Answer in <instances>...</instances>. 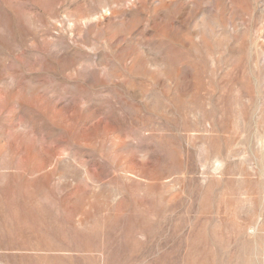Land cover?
<instances>
[{
    "label": "rangeland",
    "instance_id": "rangeland-1",
    "mask_svg": "<svg viewBox=\"0 0 264 264\" xmlns=\"http://www.w3.org/2000/svg\"><path fill=\"white\" fill-rule=\"evenodd\" d=\"M0 264H264V0H0Z\"/></svg>",
    "mask_w": 264,
    "mask_h": 264
}]
</instances>
